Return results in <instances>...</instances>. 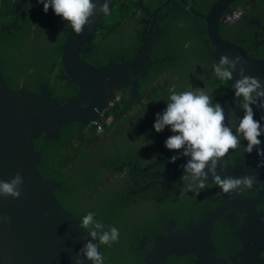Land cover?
Segmentation results:
<instances>
[{
  "label": "flooded vegetation",
  "instance_id": "af4514ba",
  "mask_svg": "<svg viewBox=\"0 0 264 264\" xmlns=\"http://www.w3.org/2000/svg\"><path fill=\"white\" fill-rule=\"evenodd\" d=\"M149 1L140 2L141 10L133 19L135 26L122 35L126 40L120 46L124 50L123 54L116 52L120 61H112L133 60L143 45V34L153 39L156 36L159 38L150 49L151 61L146 66V71H140L130 77L131 82L122 89L116 102L120 101L126 91L132 100H135L133 95L137 92L139 99L141 81H145L149 87H156L161 81L162 87L164 86L163 95L160 99L149 102L145 119L138 130L130 133L124 140L118 137L108 140L105 148L102 147L95 154L88 156V162L97 164L99 170L110 175L108 171L110 153L120 151L119 165L113 167L116 177L113 178L115 190L111 196H115L121 205L119 211L122 215L112 220L114 223L112 226L122 231L125 237L138 233L136 250L140 251L139 246L150 249L156 236L166 234L169 230H188L191 226H200L207 221L210 214L219 210L221 216L215 223L211 235L216 247L217 259L223 264H264V258H261V253H264V167H256L262 159L257 151L254 149L251 154L244 152L247 141L241 138L240 147L237 150L230 149L217 167L222 178L225 173L234 177L257 176L258 179L254 181L252 188L239 191L238 194L235 192L225 194L212 181L210 173L206 188L184 192L182 187L185 182L181 179L184 175L182 165L186 164L190 157L179 156L175 162H171L170 158L179 155V151H182L169 150L165 146L166 139L173 135L171 129L166 127L162 132H157L154 124H144L147 122V117L155 122L156 114L162 113L167 107V99L172 88L178 92L204 88L213 95V102H220L222 107L226 105L230 95H234L233 87L231 88L229 83L241 78L240 69L244 72L246 70L243 65L238 64L237 70L233 71L232 80L219 82V78L214 74L213 65L218 63L220 58L213 56L214 48L209 43L206 24L203 21V16L218 0L213 3L210 2L212 0H206L205 3L203 0H171L166 10L163 8L155 17L153 14L169 0L161 2L152 10L149 4L154 5L157 0ZM207 4H210L208 8ZM39 8V4L36 6L28 4L25 14L18 19L17 27L21 29V18L27 17L28 11ZM50 10L48 16L52 13ZM221 19L218 28L221 37L246 49L249 55L264 60V0H241L230 6ZM60 27L62 26L58 25L55 28V38H58L57 31L61 29ZM145 27L147 29L144 31ZM134 34L139 37L137 40L130 39V35ZM190 34H193L191 39ZM205 34L207 40L204 43L202 40ZM185 40L188 42L182 47H177ZM134 42L136 46L130 48L129 46ZM43 48L44 44H38L37 48L32 50L30 48L21 53L20 59L16 58V65L21 73L32 71L37 64V56ZM116 48L117 46L114 49ZM173 50H177L175 52L178 57H175ZM166 52L170 54L164 55ZM202 56L205 57L204 59H209L201 63L199 57ZM166 63H170L167 68L160 66ZM245 74L248 72L246 71ZM136 77H138V86L134 94L133 80ZM211 80H215L216 84L210 86L208 82ZM238 99L242 97L234 99L233 106L228 112L229 117L225 121L233 129L238 126L239 118L243 115V109L236 106ZM253 108L255 118L261 119L264 116V109L257 108L256 105H253ZM141 111L143 112L142 108ZM261 124L264 125V120H261ZM102 130L103 127L100 131ZM260 139L264 141V135ZM260 147H264V143ZM224 160L227 161V167H224ZM67 194L72 195L74 191L71 189ZM173 195L179 196L182 214L172 216L171 213H167L166 217L162 216V226L156 225L154 216L156 217L159 212V207L155 202L163 198L175 197ZM235 200L242 203L237 204L238 206L234 205ZM103 202V196L88 201L71 199L72 205L87 206V209H81L86 213L102 206ZM188 213L191 216L186 219ZM117 246L126 254V264L133 262L132 259H135L136 255L127 241L122 240ZM198 261L194 254L188 253L181 256L171 255L166 264H197Z\"/></svg>",
  "mask_w": 264,
  "mask_h": 264
},
{
  "label": "water",
  "instance_id": "95a60500",
  "mask_svg": "<svg viewBox=\"0 0 264 264\" xmlns=\"http://www.w3.org/2000/svg\"><path fill=\"white\" fill-rule=\"evenodd\" d=\"M9 1H12L14 21L5 30L10 34L17 28L18 19L25 14L26 6L38 3L36 0ZM139 1L142 3V0ZM240 1L218 0L203 16L208 40L214 48L215 58L225 54L229 58L239 55L248 74L264 80V60L249 55L246 49L224 39L218 31L224 13ZM94 2L102 3L103 0ZM170 2L160 7L153 16ZM116 5V0H110V12ZM106 16L103 13L94 15L91 18L93 22L85 26L81 35H77L71 27L62 44V80L78 89L71 98L61 102L54 99L48 86H42L39 93L24 88L15 91L9 86L0 64V179L10 180L17 172L24 177L20 198L0 196V217L10 218V224L7 219L0 222V256L4 264H75L77 253L86 243L85 237L91 239L80 227L79 220L59 201L55 191L61 184L46 178L40 171L42 152L36 149L35 140L43 134L49 139H58L63 125L101 123L106 110L114 105L119 93L131 82L130 77L146 71L151 61L149 52L159 38L157 36L153 39L143 34V45L133 60L123 59L96 66L83 58L92 52L95 34L104 28ZM137 82L138 77L133 80L134 94ZM234 83H229L231 88ZM136 98L137 92L133 95V99ZM234 99L235 94L230 95L223 106L226 119ZM84 104L87 107H82ZM225 202L228 203L227 200ZM241 203L237 200L234 205ZM220 216L221 212L217 210L200 226L169 230L158 235L150 249L139 246L143 253L142 263L166 264L171 255L191 253L199 260L197 264H223L217 259L216 247L211 239ZM83 259L84 264H92L86 257Z\"/></svg>",
  "mask_w": 264,
  "mask_h": 264
},
{
  "label": "trees",
  "instance_id": "16d2710c",
  "mask_svg": "<svg viewBox=\"0 0 264 264\" xmlns=\"http://www.w3.org/2000/svg\"><path fill=\"white\" fill-rule=\"evenodd\" d=\"M116 1L117 5L114 10L104 19V28L97 30L95 34L92 52L83 57L96 66L106 65L112 60L120 61L118 60L119 57L116 52L123 54L124 50L120 47L121 44L126 42L122 37L123 32H127L129 28L135 26L133 19L141 10L139 7V0ZM146 1L149 0H143V2ZM165 1L166 0H157L154 5L150 3V9L152 10L156 6H159L161 2ZM205 1L206 0H203V3H205ZM214 1L215 0H212L210 2L213 3ZM210 4H207V8ZM12 10V1L1 0L0 64L4 68V76L9 86L15 91L24 88L38 93L40 92L41 86H48L49 90L54 94V99L60 102L75 96L78 92L77 87L70 84L68 81H63V74L61 73V47L71 25L61 16L55 14L52 9L50 10L52 12L51 15L48 16L47 14L49 11L45 12L44 9L40 7L39 9L28 11L27 17L21 18V29L17 27L9 34L5 28L9 27L14 21V16L11 14ZM58 25L62 27L57 31L59 32L58 38H55V28ZM192 35L193 34L189 35L190 39ZM135 38L137 40L139 37L136 34L130 35V39L133 40ZM205 40H207L206 34L202 42L205 43ZM186 42L188 41H183L182 44H179L177 47H182ZM38 44H44V50L51 49V51H47L45 56L40 59L41 65L39 68L35 66L30 73H21L16 65V58L20 59L19 55L21 53L30 48L31 50L37 48ZM116 46L117 48L114 49ZM134 46H136V42L132 43L129 47L134 48ZM192 50L195 51L194 48H192ZM175 51L177 50H173L172 52L175 53V57H178ZM192 53L193 52H191L190 55H192ZM169 54V52L164 53V55ZM204 58V56L199 57V62L202 63L209 59ZM169 64L170 63H166L160 66L167 68ZM8 70L11 74L10 80H8L6 76ZM219 82L224 81L219 79ZM208 83L210 86H213L216 84V81L211 80ZM161 84L163 85V83L159 81L156 87H149L145 84V81H141L139 99L132 100L128 91H126L120 98V101L106 110L103 121L99 124H67L61 127L58 139H49L46 134H43L35 140L36 149L42 152V158L39 163L40 171L46 178L61 184V187L55 191L59 200L62 195L66 196L70 203L71 199L79 198L81 201H88L96 199L97 196H103L104 201H111L113 204L107 207V202H103L102 206L96 208L92 212H95L97 214L96 218L102 220L104 224L114 225L112 220L118 219L122 215L121 211L115 212V203H117L119 207H121V205L117 202L115 196H111V193L115 190L113 178L116 177V172L113 170V167L119 165V158L121 157L120 151L117 153H110L111 161L108 164L110 175L104 174L98 169L99 172L93 179H86L93 165V163L88 162V156L90 154H95L102 147L105 148L108 140L116 137L124 140L130 133L138 130L143 124V122L140 121L145 118V114H143L141 108H147L149 107V102L161 98L164 92V86L162 87ZM134 107L138 109L136 113L134 112ZM131 122H134L135 125H129ZM144 124H154V122L150 120V117H147V122ZM100 125L103 127L102 131H100ZM71 189L74 191V194L68 195L67 192ZM190 202H192V200H190ZM155 203L159 207V212L156 214V217L154 216V221L158 226H162V219L166 217L167 213H171L172 216L182 214L179 196L163 198L161 201ZM62 205L65 209H68L77 220H81L83 216L87 214L79 208H74L69 205L66 206L63 202ZM169 208L172 210H169ZM189 216L191 215L188 213L186 219ZM119 232V241L114 243L111 246L112 248L107 245H101V252L105 256V264H126L125 259L127 256L117 246L122 240L127 241L130 249L136 255V258L132 259L133 262L130 264H143L142 253L136 250V240L138 237L136 235H138V233L125 237L122 231ZM0 264H4L1 256Z\"/></svg>",
  "mask_w": 264,
  "mask_h": 264
},
{
  "label": "clouds",
  "instance_id": "9594fccd",
  "mask_svg": "<svg viewBox=\"0 0 264 264\" xmlns=\"http://www.w3.org/2000/svg\"><path fill=\"white\" fill-rule=\"evenodd\" d=\"M39 3L44 5L45 12L51 8L55 14L66 20L77 35L83 34L86 25H91L93 22L91 18L94 15L110 14V0H103L102 3L94 0H39ZM238 64L243 65L241 56L229 58L226 54L222 55L218 63L213 65L214 74L221 81L228 82L233 79V71ZM240 74L241 78L235 80L232 85L235 97H242L236 101V106L243 109V115L235 129L225 123V109L221 103H214L213 95L204 88L179 92L172 88L167 99V107L162 113L156 114L155 130L162 132L169 127L173 133L166 139L165 146L169 150H182L179 151V155L170 158L171 162H175L179 156L190 157L187 163L182 165L184 175L181 179L185 182L182 187L184 192L206 188L210 173L212 181L225 194L232 192L238 194L239 191L252 188L254 181L258 179L257 176L234 177L225 173L222 178L217 171L220 160L229 150H237L240 147L241 138L247 141L244 152L251 154L255 149L262 157L256 167H264V147H260L264 143L260 139L264 135V125L261 124L264 116L256 119L253 108V105H256L257 108L264 109V80L245 74L243 69H240ZM82 107L87 105L84 104ZM224 167H227L225 160ZM23 184L24 177L20 172L10 180L0 179V196L20 198ZM96 217L95 212L89 211L79 220L80 227L91 239L85 237L86 243L77 253L75 264H84V257L92 261V264H105V256L100 251V246L111 247L119 241V229L104 224ZM5 219L10 224L8 217H0V222ZM97 240L99 243H94ZM261 258H264V253H261Z\"/></svg>",
  "mask_w": 264,
  "mask_h": 264
},
{
  "label": "rangeland",
  "instance_id": "374dc122",
  "mask_svg": "<svg viewBox=\"0 0 264 264\" xmlns=\"http://www.w3.org/2000/svg\"><path fill=\"white\" fill-rule=\"evenodd\" d=\"M0 3H1V0H0ZM47 45H48V43H47ZM46 47V46H45ZM47 51H51V49H46V50H44V48H43V50L40 52V54L37 56V64H36V68H39L40 67V65H41V63H40V59H42V57H44L45 56V54H46V52ZM6 76H7V78H8V80H10V78H11V74H10V71L8 70L7 71V73H6ZM138 111V109H137V107H134V112L136 113ZM143 114H146V108H143ZM145 119V118H144ZM143 119V120H144ZM143 120L142 121H140V122H143ZM129 125H135L134 124V122H131ZM125 129V128H124ZM89 162H91V161H89ZM92 163V162H91ZM99 172V170H98V166L96 165V164H94L93 163V165L91 166V169H90V173H89V175L86 177V179H93V178H95V176H96V174ZM80 194V193H79ZM60 200L66 205V206H71V207H77V208H79V209H87V206H82V205H80V204H76V205H72L69 201H68V199L66 198V196H61L60 197ZM60 201V202H61ZM62 202H61V204H62ZM105 202H107L106 203V205H107V207H109V206H111L113 203L111 202V201H107V200H105L104 201V203ZM68 210V209H67ZM115 212H117V211H119V205L117 204V203H115Z\"/></svg>",
  "mask_w": 264,
  "mask_h": 264
},
{
  "label": "built area",
  "instance_id": "2783aa9c",
  "mask_svg": "<svg viewBox=\"0 0 264 264\" xmlns=\"http://www.w3.org/2000/svg\"><path fill=\"white\" fill-rule=\"evenodd\" d=\"M36 2L40 5V7H42L44 9V5L42 3H39V0H36ZM51 8H49L50 10ZM100 130L102 129V126H99Z\"/></svg>",
  "mask_w": 264,
  "mask_h": 264
}]
</instances>
